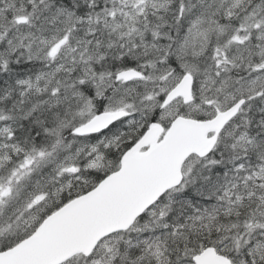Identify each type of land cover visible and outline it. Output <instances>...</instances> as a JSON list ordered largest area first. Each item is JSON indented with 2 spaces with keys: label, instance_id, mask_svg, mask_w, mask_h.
<instances>
[{
  "label": "snow or ice",
  "instance_id": "snow-or-ice-1",
  "mask_svg": "<svg viewBox=\"0 0 264 264\" xmlns=\"http://www.w3.org/2000/svg\"><path fill=\"white\" fill-rule=\"evenodd\" d=\"M0 264H264V0H0Z\"/></svg>",
  "mask_w": 264,
  "mask_h": 264
}]
</instances>
